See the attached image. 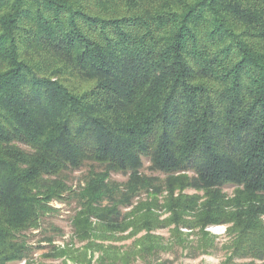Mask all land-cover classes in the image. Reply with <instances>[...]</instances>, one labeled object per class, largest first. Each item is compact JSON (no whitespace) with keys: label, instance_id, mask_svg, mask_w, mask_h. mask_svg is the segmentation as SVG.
<instances>
[{"label":"trees","instance_id":"trees-1","mask_svg":"<svg viewBox=\"0 0 264 264\" xmlns=\"http://www.w3.org/2000/svg\"><path fill=\"white\" fill-rule=\"evenodd\" d=\"M152 189L263 256L264 0H0V264L54 201L108 238Z\"/></svg>","mask_w":264,"mask_h":264},{"label":"rangeland","instance_id":"rangeland-1","mask_svg":"<svg viewBox=\"0 0 264 264\" xmlns=\"http://www.w3.org/2000/svg\"><path fill=\"white\" fill-rule=\"evenodd\" d=\"M143 170L142 175H154L148 163ZM74 176V188L84 186L85 171L76 172ZM111 180L124 184L129 178L111 174ZM163 182L164 179L158 181V187H162ZM225 191L227 197L232 196L233 189ZM182 195L198 196L199 204L204 202L200 199L203 192L192 188L183 189ZM167 198L165 190L143 191L135 198L134 208L126 209L128 221L122 230L119 228L109 233L108 238H104L101 230L95 232V228L79 232L72 224L76 205L54 201L55 211L45 219L43 227L25 233V237L19 239L26 245L29 257L11 264H264V254L262 257L251 253L246 256L236 254L240 241L234 231L229 232L233 225L202 223L205 216L214 218L202 207L195 218L192 209L187 213L188 221L196 222L197 227H183L179 222L183 217L171 214L172 201H166ZM149 207H152L151 215L146 213ZM248 239L259 244L254 235ZM251 243L247 241L246 246L254 247ZM55 247L62 250L52 253ZM115 258L117 261L113 260Z\"/></svg>","mask_w":264,"mask_h":264}]
</instances>
